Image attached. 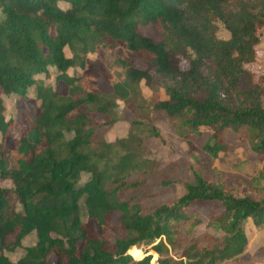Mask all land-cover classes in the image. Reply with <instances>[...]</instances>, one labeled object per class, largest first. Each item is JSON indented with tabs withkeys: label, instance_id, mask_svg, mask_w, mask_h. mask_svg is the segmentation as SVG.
Returning <instances> with one entry per match:
<instances>
[{
	"label": "trees",
	"instance_id": "obj_1",
	"mask_svg": "<svg viewBox=\"0 0 264 264\" xmlns=\"http://www.w3.org/2000/svg\"><path fill=\"white\" fill-rule=\"evenodd\" d=\"M218 22L227 38L217 37ZM149 24L159 40L141 32ZM262 28L264 0H0V178L12 181L21 207L0 186V264H238L249 247L244 224L264 225V192L196 176L181 196L144 212L120 196L144 181L133 175L146 161L131 138L93 136L113 123L104 117L114 99L125 102L144 81L162 88L166 98L154 106L187 142L213 158L243 147L264 159V76L248 67ZM50 68L53 85L39 77ZM31 91L36 111L9 145L15 119L6 118L3 95L27 99ZM227 129L235 143L222 141ZM198 203L215 209L207 223L193 213ZM201 224L213 240L193 232ZM30 233L36 241L12 261L5 252Z\"/></svg>",
	"mask_w": 264,
	"mask_h": 264
},
{
	"label": "rangeland",
	"instance_id": "obj_2",
	"mask_svg": "<svg viewBox=\"0 0 264 264\" xmlns=\"http://www.w3.org/2000/svg\"><path fill=\"white\" fill-rule=\"evenodd\" d=\"M63 8L68 6L67 3L61 2ZM145 35L153 37L155 40L161 38L156 28L149 24L140 28ZM217 37L227 38L229 33L224 29L223 25L218 22ZM67 56L72 55L66 47ZM88 57L92 60L101 61L100 56L95 52L88 53ZM134 64L138 68H145L144 61L134 56ZM181 68H186L185 61L180 62ZM254 78L264 76V28L259 31V42L256 46L255 61L248 65ZM72 72V69H69ZM46 84H54L55 72L50 68L49 77L39 75ZM101 88L108 89L105 85ZM65 86L60 85L59 92L63 93ZM30 98H18L14 95H3L5 104L6 118L13 117L15 119L14 126L11 128L7 138V144L11 145L13 139L18 136L21 126L24 125L25 114L32 115L36 111L33 101L34 92L29 94ZM166 98L162 88L151 86L141 81L136 92L129 95L127 100L114 99L116 107L113 106L108 117L113 119V123L96 127L94 138L98 140L114 141L121 138H131V146L139 159L146 161L143 168L135 171L134 176L144 181L137 185H130L128 189L120 191V196L140 203L142 211L146 212L153 207L181 196L185 192V183L193 182L196 176H203L208 180L219 182L222 185L230 186H247L258 191L254 196L264 192V159L260 156L253 157L251 152L243 147H236L234 150L220 152L218 157L213 158L201 149V144L197 142H187L183 134L177 128V123L169 119L162 110L156 108L154 104L161 99ZM98 120L100 121V117ZM205 135V137H207ZM237 135L227 129L222 135V141L230 144L235 143ZM1 142V135H0ZM117 145V148H120ZM120 151V150H118ZM88 174L82 175V180L87 178ZM0 186L7 190V194L11 195V201L19 210L21 207L17 202L14 194V185L9 178H0ZM215 209L206 203H198L194 207L193 213L198 217H203L207 223L209 215ZM82 217L85 216L82 211ZM119 221V213L114 212L112 222ZM193 220H191L192 222ZM178 242L185 245L187 241L186 227H180ZM210 228L205 224L195 225L193 232L198 234L201 231V241L209 242L213 237L207 233ZM244 230L248 236V251L240 259L238 264H264V225L255 226L250 221L244 224ZM36 241L35 233L28 234L23 240L20 247L14 252H5L12 260H17L23 253L26 246L34 244ZM181 248H177L179 251ZM142 255L151 254L152 262L156 263L157 254L150 250V246H140ZM175 251V252H176ZM172 253V250H170ZM173 254V253H172ZM132 256V255H131ZM133 257V256H132ZM134 258V257H133ZM136 259V258H134ZM49 262H56V256L51 254L48 257ZM235 264V263H232Z\"/></svg>",
	"mask_w": 264,
	"mask_h": 264
}]
</instances>
